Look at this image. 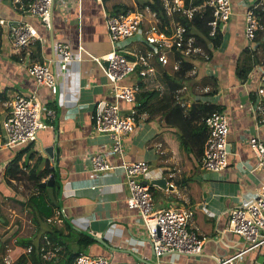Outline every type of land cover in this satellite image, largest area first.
Listing matches in <instances>:
<instances>
[{
	"label": "crops",
	"instance_id": "obj_1",
	"mask_svg": "<svg viewBox=\"0 0 264 264\" xmlns=\"http://www.w3.org/2000/svg\"><path fill=\"white\" fill-rule=\"evenodd\" d=\"M28 1L0 0V18L6 19L8 24L26 20L40 35L15 49L10 44L6 26H0V246L12 249L8 237L15 231L13 217L29 213L27 207L18 203L34 191L28 171L33 169L38 174L47 165L53 166L55 161L59 213L48 218V225L57 229L58 239L49 234L39 238L45 244L48 240L41 253L45 260L52 258L56 264H63L60 261L67 253L64 245L74 252L77 250V232H85L94 240L82 249L83 252L102 255L109 264H220L221 257L229 256H235L238 264H262L264 242L249 247L239 234L225 229L228 211L250 200L264 179L247 143L252 135L264 141V110L255 112L252 106L258 73L264 68V43L260 37V48L251 54L253 65L248 68L251 55L243 34V14L248 0H231L232 13L219 26L220 43L211 50L209 59L194 60L193 69L187 72L192 84H185L175 92L176 97L187 105L198 100L215 104L227 112L230 145L227 166L220 171L206 170L196 160L191 144L187 151L179 143L177 134L180 131L167 126L162 117L170 107L168 102L159 105L153 101L148 113L138 114L135 130L123 140L121 157L108 154L114 164L142 158L149 168L154 161L155 168H147L138 178L150 184L154 208L174 206L190 211L188 226L202 239V251L196 255L169 252L158 262L140 227L136 211L126 205L122 168L92 172L89 159L92 153L110 143L108 135L94 132L92 115L103 105L115 101L100 60L96 58L110 48L102 9L111 14L115 13L116 7L137 9L148 17L144 10L148 0H101L102 4L98 0H53L48 28L37 17L22 11L21 7ZM57 42L69 44L72 59L63 70L57 62L52 64L58 84L57 92L52 94L46 85L36 84L24 67L30 61L41 62L55 57ZM118 46L127 57L132 52L149 48L141 29L133 37L120 40ZM172 58L170 55V61ZM168 66L170 72L175 69ZM132 72L122 82L145 83L147 79L149 83L145 87L157 85L163 90L158 78L161 71L154 57L148 59L147 65H136ZM184 88L189 92L192 89L186 98L182 96ZM32 91H36L44 107L54 110V118L49 121L50 126L40 129L30 143L5 146L3 124L10 109V99L14 92L29 94ZM118 103L122 113L132 106L122 100ZM27 145L37 153L29 159V166L22 167L19 178H10L12 184H8L3 173L5 167L15 153ZM49 145H53L55 160L45 151ZM47 177L43 175L39 180ZM157 177L165 178V186L150 182ZM16 185L33 189L24 196L16 190ZM13 204H18L20 209ZM17 239L14 244L22 246ZM21 253H25L24 247ZM2 256L7 258L8 264L13 262L9 253ZM23 264L31 262L27 259Z\"/></svg>",
	"mask_w": 264,
	"mask_h": 264
},
{
	"label": "built area",
	"instance_id": "obj_2",
	"mask_svg": "<svg viewBox=\"0 0 264 264\" xmlns=\"http://www.w3.org/2000/svg\"><path fill=\"white\" fill-rule=\"evenodd\" d=\"M98 1L102 4L101 0ZM160 2L169 19L163 27H159L156 13L148 6L144 8L148 17L137 9H127L114 14L102 9L110 48L96 58L100 60L99 63L107 77L110 93L115 101L103 105L92 115L94 132L108 135L110 143L89 157L92 172H104L114 167L122 168L123 183L127 191L126 205L136 211L140 227L151 243L157 262L163 254L169 252L199 254L202 251L203 242L197 232L188 226L189 210L174 206L154 208L150 184L138 179L147 171L148 162L145 159L125 160L118 164L108 159L110 153L117 154L119 157L123 155V140L127 134L135 130L137 124L134 107L131 106L132 111L122 113L118 103L122 100L131 105L135 104L137 83L122 81L136 65H147L151 56L162 65L168 64L170 55L174 57L176 53L186 57L198 54L197 59H209L201 45L194 43V35L186 33L187 26L184 21L190 20L195 11L203 7L208 8L211 16L207 21V34L212 39L216 36L219 26L227 21L232 13L231 0H160ZM51 6L52 0H29L21 8L27 15L37 17L48 28L51 20ZM0 26H6L10 44L15 49H20L30 41L40 38L34 25L26 20L8 24L6 19L0 18ZM140 29L145 42L155 50L132 52L131 56L127 57L120 51L118 42L133 37L135 33L140 32ZM263 33L264 0H248L243 14V34L247 40L248 52L254 54L258 51L260 37L264 43ZM208 46L211 47L210 42ZM54 48L55 57L41 62L30 61L24 67L26 74L32 77L36 84L46 85L52 94L58 90L52 64L57 62L59 68L63 70L67 62L72 59V51L67 42H57ZM178 64L179 60L176 58L172 60L173 68H177ZM254 94L252 106L255 112H260L264 110V68L258 73ZM9 107L3 124L5 146L30 143L36 138L40 129L50 126L49 121L54 118V110L43 106L36 91L29 94L14 92ZM204 123L207 132L198 161L206 170L220 171L227 166L230 153L227 139L228 114L222 109L212 110L204 117ZM247 143L264 175V141L257 135H252ZM225 229L239 234L249 247L264 242V179L261 186L254 190L250 200L228 211ZM29 249L30 246L25 248V251ZM234 257H221L220 264H238ZM3 262L9 263L6 257L3 258ZM72 264H109V261L102 255L80 252L74 257Z\"/></svg>",
	"mask_w": 264,
	"mask_h": 264
},
{
	"label": "trees",
	"instance_id": "obj_3",
	"mask_svg": "<svg viewBox=\"0 0 264 264\" xmlns=\"http://www.w3.org/2000/svg\"><path fill=\"white\" fill-rule=\"evenodd\" d=\"M144 4L156 13L158 17V25L159 27H163L164 24H167L169 19L165 14L164 8L160 2V0H148ZM144 6V5H143ZM126 8L120 9L119 7L115 8V13L124 12ZM210 11L208 8H201L198 11L193 13V16L190 20L185 19L184 23L187 26V34L194 35L195 44L201 45L204 51L210 57L211 50L216 47L221 39L222 35L220 29L217 30V34L214 38H210L207 34L208 25L207 21L210 19ZM183 18L180 17V20ZM208 42L211 43V47L208 46ZM149 48L151 51L155 49L152 48L150 44ZM142 52V51H141ZM144 52V51H143ZM251 55V53H250ZM254 55V54H253ZM153 56L149 57L152 58ZM251 57H249L251 67ZM179 60L178 67L175 68L172 72L171 67L168 65H172V60ZM198 58V54H193L191 57L183 56L180 53L174 54V57L171 61H169L166 65H161L160 62H157V65L160 69L159 79L163 84V90H159L156 86H148L145 87L149 81L146 79L145 83L142 81L137 83V88L135 89V98L136 102L132 105L135 109V118H137L138 114L142 112H149L153 107V101L158 103L159 105L164 103H169L170 107L167 112L163 114V120L167 126H173L176 130L180 131L177 134V138L179 143L188 151L189 145L191 144V148L194 149L196 160L202 154L203 143L206 137V126L204 123V117L212 110L220 109L215 104L202 103L198 100L192 101L190 104L182 103V100H179L176 97L175 92L184 87L185 82L187 81V72L193 69L194 60ZM156 59V58H155ZM253 65V64H252ZM241 77L244 76V71L240 74ZM146 78V77H145ZM189 80V79H188ZM254 98V96H253ZM252 98V99H253ZM37 151L35 149H31L30 145L25 146L18 150L13 158L8 162L7 166L4 170V176H6V180L8 184H12L10 178L16 177L19 178L18 174H21L23 171V166H29V159L33 158ZM56 158V156H55ZM54 158V160H55ZM54 171V167L52 165H47L44 170L38 174L30 169L28 172V177L32 179L34 184V191L29 193L25 200L18 201L21 206H25L28 208V211L31 212V219L35 223V227L39 230L40 234H35L31 237L18 238L17 242L22 245V247L27 248L30 246L29 251H25V253H20L11 264H23L27 259L31 262V264H56L52 258L45 260L41 253L44 251L45 242L41 243L39 238L43 235H51V237H57V229L52 226L45 225L43 226V222L46 223L48 218L54 215L55 211L59 210V203L57 201V193L59 191L57 178L54 181L52 186V196L50 197L46 187L39 186V179L43 175H49ZM1 217V215H0ZM44 227V228H43ZM44 229L42 232L40 230ZM93 237L89 236L85 232H77L76 236V244L77 250L72 252V249L68 245L66 246L65 254H63V259L60 261L63 264H72L74 257L83 252V248L87 247L91 242H93ZM46 245V244H45ZM2 246H0V250ZM64 249V247H63ZM62 253V252H61ZM66 256V257H64ZM0 264H4L2 261Z\"/></svg>",
	"mask_w": 264,
	"mask_h": 264
},
{
	"label": "rangeland",
	"instance_id": "obj_4",
	"mask_svg": "<svg viewBox=\"0 0 264 264\" xmlns=\"http://www.w3.org/2000/svg\"><path fill=\"white\" fill-rule=\"evenodd\" d=\"M133 74V72H130L127 76H131ZM159 78V77H158ZM186 85H190L192 84L191 80H187V82H185ZM194 85V84H193ZM192 89H190L191 92ZM184 93H182V96L186 98V95L189 94V90L187 88H184ZM132 111V110H130ZM128 112V111H127ZM152 163L149 164V170L155 168V162L151 161ZM18 185H16V190L17 191H21L23 193L24 196H26L30 191H32V187L27 188V187H23V188H18ZM58 196V193H57ZM4 202H2L1 204H3ZM15 205L18 209H20V206L18 204H13ZM6 209V206L4 208V210ZM59 210L55 211L54 214H58ZM9 216H13V214H10ZM11 218V217H10ZM50 221H46L43 222V226L48 225ZM12 225L13 228H15V231L13 232V234L11 235L12 237H8V243L12 245V249H5V247H2V249L0 250V262H3V253H9V255L11 256V258L14 260L20 253L21 251H23V247L22 246H17L14 244L15 239L19 238V237H31L34 236L35 234H40L39 230H37V228L35 227V223L32 221L31 219V212L29 213H24L21 216H15L13 217V221H12ZM44 228V227H43ZM44 229L40 230L41 232ZM46 244L48 245V240L46 239Z\"/></svg>",
	"mask_w": 264,
	"mask_h": 264
},
{
	"label": "water",
	"instance_id": "obj_5",
	"mask_svg": "<svg viewBox=\"0 0 264 264\" xmlns=\"http://www.w3.org/2000/svg\"><path fill=\"white\" fill-rule=\"evenodd\" d=\"M53 5V0H52ZM52 8V6H51ZM106 63V62H105ZM45 151L49 155L51 159H54L55 151L53 150V145H49L45 147ZM54 171L48 175V177L45 180H42L38 183L39 186L46 187L50 197L52 196V186L54 184V181L56 179V165L55 161L53 162ZM151 183L156 185L165 186V178L164 177H157L150 180ZM99 242L103 243L101 239H98Z\"/></svg>",
	"mask_w": 264,
	"mask_h": 264
},
{
	"label": "bare ground",
	"instance_id": "obj_6",
	"mask_svg": "<svg viewBox=\"0 0 264 264\" xmlns=\"http://www.w3.org/2000/svg\"><path fill=\"white\" fill-rule=\"evenodd\" d=\"M9 24H11V22Z\"/></svg>",
	"mask_w": 264,
	"mask_h": 264
}]
</instances>
